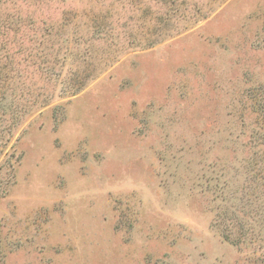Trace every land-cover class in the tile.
I'll return each mask as SVG.
<instances>
[{
	"label": "rangeland",
	"instance_id": "rangeland-1",
	"mask_svg": "<svg viewBox=\"0 0 264 264\" xmlns=\"http://www.w3.org/2000/svg\"><path fill=\"white\" fill-rule=\"evenodd\" d=\"M0 264H264V0H0Z\"/></svg>",
	"mask_w": 264,
	"mask_h": 264
}]
</instances>
